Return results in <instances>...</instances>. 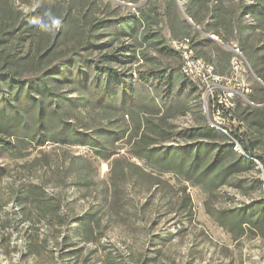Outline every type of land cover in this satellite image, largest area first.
Masks as SVG:
<instances>
[{
	"label": "trees",
	"instance_id": "1",
	"mask_svg": "<svg viewBox=\"0 0 264 264\" xmlns=\"http://www.w3.org/2000/svg\"><path fill=\"white\" fill-rule=\"evenodd\" d=\"M117 1L87 0L78 8L73 0H63L52 11L61 19V27L47 32L36 27L34 56L21 63V68L12 69L17 62L0 51V155L24 159L47 145L87 148L89 158L65 153L55 159L52 170L61 188L92 186L93 162L100 161L120 180L112 181L114 193L121 192L122 182L145 187L154 173L170 174L207 197L223 187L243 194L253 189L242 175L254 170L257 161L264 177V158L253 153L245 134L230 126L227 130L246 157L236 152L228 137L211 128L207 119L187 128L169 123L171 118L203 111V101L201 89L179 77L177 69L164 66L161 58L177 59L169 42L191 39L185 29L195 26L224 45L237 41L242 32L264 28V0L250 4L145 0L142 5L141 0ZM179 2H184L183 11ZM124 9L127 13H120ZM245 17L253 25H244ZM161 24L169 32L167 40ZM19 27L2 25L0 45L8 40L3 37L9 38ZM219 55L225 63L231 52ZM144 66L149 68L142 70ZM248 66L264 85V75L250 62ZM119 145L129 157L118 152ZM256 186L263 189L264 180ZM25 192L24 198L40 215L70 223L59 201L47 198L42 187L28 185ZM181 194L180 207L191 209L185 188ZM210 216L237 237L252 232L264 239V197L228 210L213 209ZM92 220L75 219L84 226L87 239L95 236Z\"/></svg>",
	"mask_w": 264,
	"mask_h": 264
},
{
	"label": "rangeland",
	"instance_id": "2",
	"mask_svg": "<svg viewBox=\"0 0 264 264\" xmlns=\"http://www.w3.org/2000/svg\"><path fill=\"white\" fill-rule=\"evenodd\" d=\"M62 1L0 0V27L20 24L9 38L3 37L8 40L0 45L2 56L17 62L12 69L21 68V63L27 59L30 62L28 57L34 56L37 28L24 21L43 16L48 10L52 13ZM73 1L79 8L87 0ZM144 2L141 0L139 5ZM232 2L250 4L251 0ZM120 13L126 14L127 10ZM250 21L245 18L243 24L253 25ZM249 31L242 42L238 39L227 47L236 46L247 64L251 59L258 62L264 74V28ZM162 60L165 65L179 66L178 58ZM148 68L144 66L142 70ZM247 83L248 102L235 101L230 127L245 134L253 153L264 158V87L258 90L260 82L250 68ZM209 118L208 109L203 108L201 112L171 118L169 123L187 128L206 119L208 122ZM118 152L129 157L123 145H119ZM65 153L85 158L91 155L87 148L56 145L32 151L24 159L0 155V264H264V239L252 232L237 237L210 216L213 209L228 210L264 197V187L258 190L256 186L257 181L264 180L259 162L255 161L254 170L242 175L253 186L244 194L223 187L207 197L200 189L178 182L170 174L156 173L145 187L122 182L121 192L114 193L112 181L120 180L100 161L93 162L92 186L70 184L61 188L60 178L52 169L55 159ZM28 185L42 187L47 198L59 201V209L70 223L61 224L57 217L50 220L40 215L24 198ZM182 188L191 209L180 207ZM91 217L98 228L91 222L95 236L87 239L84 226L75 219L86 221Z\"/></svg>",
	"mask_w": 264,
	"mask_h": 264
},
{
	"label": "built area",
	"instance_id": "3",
	"mask_svg": "<svg viewBox=\"0 0 264 264\" xmlns=\"http://www.w3.org/2000/svg\"><path fill=\"white\" fill-rule=\"evenodd\" d=\"M174 45L183 52V62H180L179 66L189 68L192 78L200 80V83L207 89L206 102L212 110L213 122L226 125L228 130L231 119H233L231 103L239 100L246 103L248 101L247 95L250 93V88L247 83L249 69L247 62H240L232 57V48H237L232 46L230 48L231 57L228 73L219 75L214 72L212 65L199 63L197 59L192 57V50L194 49L191 39H176ZM216 110H223V117H216Z\"/></svg>",
	"mask_w": 264,
	"mask_h": 264
},
{
	"label": "crops",
	"instance_id": "4",
	"mask_svg": "<svg viewBox=\"0 0 264 264\" xmlns=\"http://www.w3.org/2000/svg\"><path fill=\"white\" fill-rule=\"evenodd\" d=\"M183 5H184V2H179V8L181 11H183ZM245 18L249 19L247 17H245ZM192 26H193V24H192ZM199 30H200L199 26H195L192 29H185V34H188V36L192 39V43L194 46V52H196V54L203 61L212 65L215 73H217L219 75H225L226 73H228V70H229V60L227 59L226 62L224 63L223 59L221 58L219 53L220 52L229 53L230 49H228L227 45H224L223 43H221L215 36L204 35ZM161 33L165 37L166 40L169 39V32L167 30V27L163 24H161ZM249 34H250V31H245V32L240 33L239 39L241 40V42L243 41V39L248 37ZM208 39H210V41H211L210 43L206 42V40H208ZM217 49H219V50H217ZM251 61H252L251 64L254 66V68H256L260 72V74L264 75L263 72L261 71L259 65H258V62L254 61L252 59H251ZM161 62L164 66H166L163 63L162 58H161ZM173 68L177 69V73H178L179 77H183L180 73L179 66H175ZM263 87H264V85L260 83L258 90H262Z\"/></svg>",
	"mask_w": 264,
	"mask_h": 264
},
{
	"label": "bare ground",
	"instance_id": "5",
	"mask_svg": "<svg viewBox=\"0 0 264 264\" xmlns=\"http://www.w3.org/2000/svg\"><path fill=\"white\" fill-rule=\"evenodd\" d=\"M184 39H189V38H184ZM169 46H170L171 49H173L177 53L178 59H179V63L180 62H183V52L181 50H179V48H177V46L174 45V40H171L169 42ZM232 53H233L232 57H234L235 59H237L240 62H245L242 54L239 52V50L237 48H232ZM192 57H194L195 59H197L199 63H206L201 58H199V57L196 56L194 50H192ZM179 69H180V73H181V75L183 77H185L188 80L192 81L193 83H195L201 89V95H202V101H203V108H204V110H207L208 109V111H209V105L206 102V99H207V89L205 88V86L202 83H200V80L195 79V78H192V74L189 71V68L184 67V66H179ZM234 106H235V101H233L231 103V110H232V112L234 110ZM210 117H211V120H209L210 118L208 119V125L211 128L219 131L221 134H223L226 137H228L230 139V141H232L235 144V150H236V152L237 153H240L241 155H243L244 157H246L244 155V153L242 152L240 146L237 143H235L230 138V136L228 134V131L226 129V125H219L218 122H213L212 110H211V116ZM216 117H223V110H216Z\"/></svg>",
	"mask_w": 264,
	"mask_h": 264
},
{
	"label": "clouds",
	"instance_id": "6",
	"mask_svg": "<svg viewBox=\"0 0 264 264\" xmlns=\"http://www.w3.org/2000/svg\"><path fill=\"white\" fill-rule=\"evenodd\" d=\"M29 23L45 32L58 29L62 25L61 19L52 15L50 10L46 11L43 16H35L30 18Z\"/></svg>",
	"mask_w": 264,
	"mask_h": 264
}]
</instances>
